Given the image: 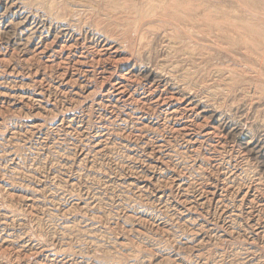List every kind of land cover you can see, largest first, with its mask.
Returning <instances> with one entry per match:
<instances>
[{
  "label": "rangeland",
  "instance_id": "374dc122",
  "mask_svg": "<svg viewBox=\"0 0 264 264\" xmlns=\"http://www.w3.org/2000/svg\"><path fill=\"white\" fill-rule=\"evenodd\" d=\"M0 264H264V0H0Z\"/></svg>",
  "mask_w": 264,
  "mask_h": 264
},
{
  "label": "bare ground",
  "instance_id": "6f19581e",
  "mask_svg": "<svg viewBox=\"0 0 264 264\" xmlns=\"http://www.w3.org/2000/svg\"><path fill=\"white\" fill-rule=\"evenodd\" d=\"M203 3V2H202ZM175 4H176V2H175ZM182 6V5H181ZM188 7V6H187ZM187 7H184V8H187ZM194 7V6H193ZM182 8V7H181ZM183 8V9H184ZM178 14V13H177ZM226 21V20H225ZM239 21H241V20H239ZM249 21V20H248ZM229 22V21H228ZM221 23V22H220ZM236 23V22H235ZM239 23H241V22H239ZM248 23V22H247ZM232 24V23H231ZM243 25H245V24H243ZM248 26V25H247ZM253 27V26H252ZM240 28V27H239ZM245 39V38H244ZM247 39V38H246ZM246 41V40H245ZM103 72V71H102ZM124 80H125V78H124ZM119 82V81H118ZM151 84V83H150ZM119 85V87H118V89L116 90L117 92H120V90H121V88H122V85L121 84H118ZM116 88V87H115ZM110 92V91H109ZM122 93V92H121ZM109 94V93H108ZM154 96V95H153ZM119 97V96H118ZM135 102V101H134ZM195 105V104H194ZM197 108V107H196ZM185 126V125H184ZM173 127V126H172ZM244 132V131H243ZM242 134H245V133H242ZM248 135V134H247ZM242 138H244V136H241Z\"/></svg>",
  "mask_w": 264,
  "mask_h": 264
}]
</instances>
